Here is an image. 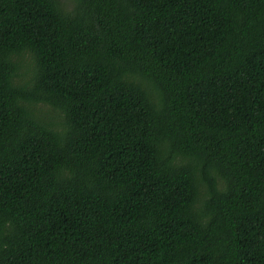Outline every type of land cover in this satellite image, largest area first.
Masks as SVG:
<instances>
[{"label": "trees", "instance_id": "1", "mask_svg": "<svg viewBox=\"0 0 264 264\" xmlns=\"http://www.w3.org/2000/svg\"><path fill=\"white\" fill-rule=\"evenodd\" d=\"M0 264H264V0H0Z\"/></svg>", "mask_w": 264, "mask_h": 264}, {"label": "rangeland", "instance_id": "2", "mask_svg": "<svg viewBox=\"0 0 264 264\" xmlns=\"http://www.w3.org/2000/svg\"><path fill=\"white\" fill-rule=\"evenodd\" d=\"M47 114H49L50 116L52 115L53 117H52V119L54 120V121H59L60 120V117L59 116H56V114L53 112V110L52 111H49V112H46Z\"/></svg>", "mask_w": 264, "mask_h": 264}]
</instances>
